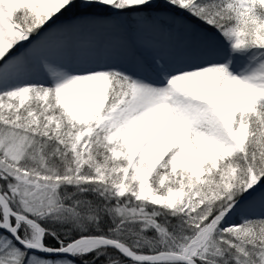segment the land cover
I'll use <instances>...</instances> for the list:
<instances>
[{"label": "snow or ice", "instance_id": "1", "mask_svg": "<svg viewBox=\"0 0 264 264\" xmlns=\"http://www.w3.org/2000/svg\"><path fill=\"white\" fill-rule=\"evenodd\" d=\"M0 264H264V0H0Z\"/></svg>", "mask_w": 264, "mask_h": 264}]
</instances>
